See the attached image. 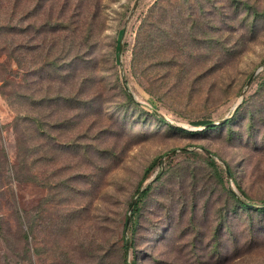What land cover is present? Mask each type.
Listing matches in <instances>:
<instances>
[{
    "label": "rangeland",
    "instance_id": "rangeland-1",
    "mask_svg": "<svg viewBox=\"0 0 264 264\" xmlns=\"http://www.w3.org/2000/svg\"><path fill=\"white\" fill-rule=\"evenodd\" d=\"M136 1L5 0L1 41L26 51L0 58V264H264V217L230 192L264 202V70L199 132L264 65V0Z\"/></svg>",
    "mask_w": 264,
    "mask_h": 264
},
{
    "label": "trees",
    "instance_id": "trees-1",
    "mask_svg": "<svg viewBox=\"0 0 264 264\" xmlns=\"http://www.w3.org/2000/svg\"><path fill=\"white\" fill-rule=\"evenodd\" d=\"M3 4H5V0H0V11L3 9ZM152 11H155V9H153ZM18 27V34L21 33L20 30H23L22 27H20V24L18 23L17 26ZM13 26H10V25H0V58L3 54H6L7 55V58L9 60V62H11L12 60L18 62V64L21 66V58L24 60V55H25V51H26V46L24 45V43H20L18 44V52H19V57H16V53H15V49L14 47H11V44L10 46H8V44L6 42H3L1 41L2 38L5 37V33L7 31H10L9 29H12L14 30ZM34 28V31L36 33H42L43 31L47 32V33H51L54 35L53 39L55 38H59V32L61 30V25H59V23H52V22H47L45 24H42L39 28H36L35 26L33 27ZM46 28V29H44ZM41 49V45H38ZM20 59V60H19ZM22 69V71H24L25 69L23 67H20ZM37 71H42V67H40ZM14 76L13 74V71H12V67L9 66L6 62H2L0 61V91L2 92V94L4 95H8L7 93V87H12V83H13V80H12V77ZM255 80V79H254ZM246 102V97L244 98V100L242 101V103L237 107V109L235 110V113L233 114L232 117L230 118H226V122L220 124V125H216V126H210L208 128H205L203 130H200L199 132H205V131H208V130H213V129H216V128H219V127H224V126H227V127H230L231 126V122L232 120L235 118V116L239 113V111L241 110V108L243 107V105L245 104ZM156 110V111H155ZM153 109L152 110V113H153V116H155L158 120H160L162 123H166V120L163 116H161L159 113H158V110L157 109ZM178 129V128H176ZM213 162H215V160H212ZM158 164V160H154L152 162V164L148 167V169L146 170V173L144 175V177L142 178L141 182H140V185L136 191V194L135 196L139 193L140 189L144 187V183L150 178V174L151 172L154 170V168L156 167V165ZM227 172L230 174L231 176V179H232V183L235 185V187L241 191V186L235 181L233 175H232V172H231V169L228 168ZM161 172L158 173L157 177H155V179H153L152 181H150L143 189V191H141L139 194H138V198L133 206V209H132V213H131V217H130V222L129 224L127 225V220L125 222V232H126V237H125V240H124V245H123V256H127V252H129L130 248H131V237L129 236V233L130 231L132 230L133 228V225L135 223V219H136V216L138 215V213L140 212V209L142 208V204L143 202L146 200V198L149 196V194L151 193L152 189H153V185L161 178V176L163 175V173H161V176L160 175ZM228 174V176H229ZM229 176V177H230ZM230 192L232 193V195L236 198V201H237V204L239 205V207L243 210V211H255L256 213H259L262 217H264V202H261V203H254V202H250V201H246L245 199H242L240 197V195H238V193L233 190V189H230ZM134 199V198H133ZM133 202V200H132ZM131 202V204H132ZM131 204H130V207H131ZM250 213V212H249ZM20 220V237L21 239H23L25 242H27L28 238H29V232L24 228V223L21 219ZM127 237L129 238V249L127 247ZM126 260V259H125ZM126 263L125 264H136L135 261H130L129 263L127 261H125Z\"/></svg>",
    "mask_w": 264,
    "mask_h": 264
},
{
    "label": "water",
    "instance_id": "water-1",
    "mask_svg": "<svg viewBox=\"0 0 264 264\" xmlns=\"http://www.w3.org/2000/svg\"><path fill=\"white\" fill-rule=\"evenodd\" d=\"M139 2H140V0H137V1H136L135 5H134V8H133V10H132V12H131V14H133V12L135 11V9H136V7L138 6V3H139ZM124 34H125V29H124ZM123 45H124V35H123V37H122V39H121V43H120V54L122 53ZM120 59H121V55H120ZM261 70H264V65H262L261 68H260L259 70L255 71V72L251 75V77L249 78V80L247 81L246 86L244 87V90H243L242 93H241V102L238 104V106L242 103V101H243L244 98L246 97V94H247L249 88L251 87V85H252V83H253V81H254L256 75H257ZM126 87H127V86H126ZM152 109H154V108H152ZM236 109H237V108H236ZM154 110H155V109H154ZM155 111H156V110H155ZM161 116H162V115H161ZM224 122H226V119H224V120H222V121H219V122L207 123L206 125H204L203 128H201V129H199V130H203V129L208 128V127H210V126L220 125V124H222V123H224ZM228 174H229V173H228ZM229 176H230V174H229ZM230 178H231V176H230ZM143 189H144V188H141L140 191H139V193H140L141 191H143ZM139 193H138V194H139ZM138 194L134 197L133 202H132V204H131L130 211H129L128 218H127V225H128L129 222H130V217H131L132 209H133V206H134V204H135V202H136V200H137V198H138ZM127 247H128V249H129V238H128V237H127Z\"/></svg>",
    "mask_w": 264,
    "mask_h": 264
}]
</instances>
